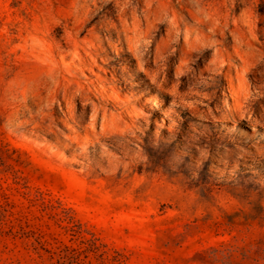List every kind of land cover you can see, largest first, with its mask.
I'll return each instance as SVG.
<instances>
[{
	"label": "rangeland",
	"instance_id": "obj_1",
	"mask_svg": "<svg viewBox=\"0 0 264 264\" xmlns=\"http://www.w3.org/2000/svg\"><path fill=\"white\" fill-rule=\"evenodd\" d=\"M0 264H264V0H0Z\"/></svg>",
	"mask_w": 264,
	"mask_h": 264
},
{
	"label": "bare ground",
	"instance_id": "obj_2",
	"mask_svg": "<svg viewBox=\"0 0 264 264\" xmlns=\"http://www.w3.org/2000/svg\"><path fill=\"white\" fill-rule=\"evenodd\" d=\"M143 58L144 57H142V54L138 55L137 65H138V67H140L144 71H146L145 63L142 61ZM146 72H148V71H146ZM150 77H151V81L155 82L160 89L163 88V85L166 84L168 81L167 77H166V73L164 71H158V72H155L153 74H150ZM191 85L192 84H190V88L195 89L194 91H198V88L196 86H191ZM172 86H174V88L181 86L179 78H177L176 80L173 81ZM182 101L184 102V99Z\"/></svg>",
	"mask_w": 264,
	"mask_h": 264
}]
</instances>
